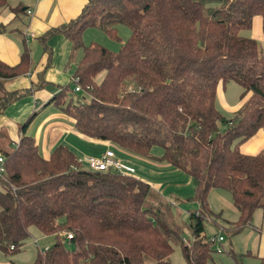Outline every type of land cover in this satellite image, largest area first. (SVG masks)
<instances>
[{
	"label": "trees",
	"instance_id": "1",
	"mask_svg": "<svg viewBox=\"0 0 264 264\" xmlns=\"http://www.w3.org/2000/svg\"><path fill=\"white\" fill-rule=\"evenodd\" d=\"M6 6L0 0V9ZM255 16L264 38V0H87L77 17L46 32L44 48L46 39L61 34L81 57L72 73L79 90L61 86L44 106L67 114L86 137L189 175L197 203L189 212L191 239L181 236L170 211L174 204L132 173L92 170L64 144L43 158L26 133L37 114L32 112L8 149L1 146L7 135L0 129V250H20L36 228L54 241L31 264H149L146 257L170 264L174 242L186 264H208L217 252L204 225L213 215L211 190L230 194L239 213L234 232L254 210H264V147L255 154L239 148L264 131V57L257 41L241 34ZM120 25L130 35L118 51L83 41L89 28L120 40ZM29 69L27 48L15 65L0 61V116L43 86L40 79L29 89L6 90V81ZM230 81L245 98L227 119L217 90ZM71 92H84L89 100H74ZM220 123H226L223 130ZM154 147L161 148L159 156Z\"/></svg>",
	"mask_w": 264,
	"mask_h": 264
},
{
	"label": "crops",
	"instance_id": "2",
	"mask_svg": "<svg viewBox=\"0 0 264 264\" xmlns=\"http://www.w3.org/2000/svg\"><path fill=\"white\" fill-rule=\"evenodd\" d=\"M7 2L8 6L0 9V61L15 65L19 62L23 49L27 48L30 52V69L27 74L6 81L5 88L7 91L29 89L40 79L43 86L12 103L0 116V129L7 135L1 140V146L8 149L17 143L21 124L32 112H36L26 128V133L34 138L43 158H48L58 144L68 146L78 158L99 157L106 150H112L116 159L133 168L134 177L150 184L164 199H171L177 204L179 200L186 199L188 203H194L196 209L197 203L192 200L195 185L189 175L167 162L132 154L110 141L86 137L75 130L73 119L67 114L56 107L44 106L61 86L69 85L72 81L73 68L81 57V51L72 54L70 42L61 34L46 39L45 48L40 38L50 29L77 17L87 0ZM18 4L22 5L21 11L13 9ZM27 9H33L32 15L25 12ZM29 31L34 33V37L26 38L25 32ZM87 31H84L83 36ZM101 42L107 45L104 41ZM224 88L221 87V90L224 91ZM240 104L231 103L226 106L235 112ZM248 141L252 147L263 145L264 131L259 130L252 138L239 145L243 153H257L264 145L256 152L241 149ZM160 153L154 156H159ZM208 203L213 212L209 221L218 228L212 236H223L220 242H216L221 248V252L217 253L222 254L227 249L226 258L219 260L212 257L208 264H264V210H254L250 222L234 232L239 213L230 194L225 190L213 189L208 194ZM225 232L231 236L227 240Z\"/></svg>",
	"mask_w": 264,
	"mask_h": 264
},
{
	"label": "rangeland",
	"instance_id": "3",
	"mask_svg": "<svg viewBox=\"0 0 264 264\" xmlns=\"http://www.w3.org/2000/svg\"><path fill=\"white\" fill-rule=\"evenodd\" d=\"M118 29H119L118 32L120 35V40H115L110 38L104 31H102L99 28H91V29H87L88 31L83 36L84 38L83 41L86 44L90 42H96L101 45H104L108 49H111L113 51H118L121 45L123 44V42H125L130 35V29L127 26L120 25L118 26ZM241 34L247 37L254 38L258 43L260 54L264 57V40L262 37V30H261V17L255 16L253 18L252 27L250 29L243 30ZM101 41L107 43L108 46L103 44ZM101 77L102 75L98 76L97 80H100ZM69 85L73 89L74 83L72 81H70ZM242 94H243V88L239 84L233 81L227 82L225 84L224 91L221 90V86H219L217 105L227 119L231 118L234 112L232 110H229L226 104L229 105L231 103H239V102L241 103L245 98V96L243 97ZM71 96L74 100H77L78 98H85V100H89V97L84 92L82 93L71 92ZM225 127H226V123L219 124L220 130H223ZM261 146L259 145L256 147H252L250 145V142L248 141L244 146H241V149L243 150L247 149L248 151L256 152ZM160 152H161V148L159 147H154L152 149L153 154H159ZM170 198H173V196H170ZM168 200L169 202L174 204L172 205L170 211L174 215L175 218L174 220L178 224L181 236L185 238L186 241H189L191 239V234L188 227L189 212L195 209L194 203L190 204L188 203L189 201H187L186 199H182L181 201L179 200V204L172 202L171 199ZM204 225H205V233L209 237H211L212 234L217 232L218 230L217 226L214 225L209 220L204 221ZM224 234L226 240L231 237L226 232ZM35 240L37 241V244L35 243ZM53 241H54L53 236H45L42 233H40L36 228H31L29 232V236L25 239L20 250H17L14 253H5L0 250V264H31L34 261L38 253V250L47 249L48 247H50ZM221 244H224V242H222ZM65 245L69 249L72 247V245L67 242H65ZM173 247L174 249L170 256V264H186L183 259L179 244H176V242H174ZM218 247L219 245L215 243L214 248L217 249ZM226 251L227 249L225 248V251L222 254H218L217 252H214L213 253L214 259L220 260L226 258L227 256ZM146 262L152 264L153 260L150 257H146Z\"/></svg>",
	"mask_w": 264,
	"mask_h": 264
},
{
	"label": "built area",
	"instance_id": "4",
	"mask_svg": "<svg viewBox=\"0 0 264 264\" xmlns=\"http://www.w3.org/2000/svg\"><path fill=\"white\" fill-rule=\"evenodd\" d=\"M26 13L28 15H32L33 9H27ZM26 38L28 37H34V33L29 31L25 32ZM72 81L75 83L74 90L78 91L79 90V85H78V79L76 77L72 78ZM78 161L85 162L89 168L95 171H106L108 169H113L116 170L122 174L125 173H133V168L124 164L122 161L119 159L115 158L114 152L112 150H106L102 155L99 157H80L78 158ZM3 172V157L0 156V173ZM68 238L71 237V234L67 235ZM223 239V236L221 235H215L211 237V240L215 242H220ZM37 244V242L35 241ZM12 248V246H10ZM217 252H221V248L218 247Z\"/></svg>",
	"mask_w": 264,
	"mask_h": 264
}]
</instances>
